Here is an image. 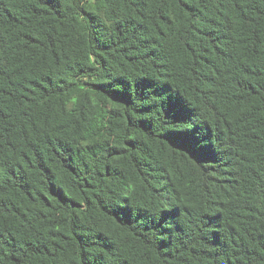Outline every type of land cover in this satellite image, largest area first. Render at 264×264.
Instances as JSON below:
<instances>
[{
	"label": "trees",
	"instance_id": "1",
	"mask_svg": "<svg viewBox=\"0 0 264 264\" xmlns=\"http://www.w3.org/2000/svg\"><path fill=\"white\" fill-rule=\"evenodd\" d=\"M0 264H264V0H0Z\"/></svg>",
	"mask_w": 264,
	"mask_h": 264
}]
</instances>
